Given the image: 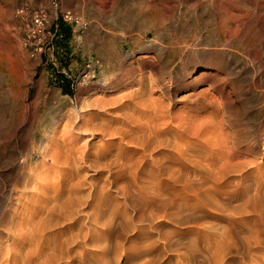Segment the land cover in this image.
I'll return each instance as SVG.
<instances>
[{"label": "rangeland", "instance_id": "1", "mask_svg": "<svg viewBox=\"0 0 264 264\" xmlns=\"http://www.w3.org/2000/svg\"><path fill=\"white\" fill-rule=\"evenodd\" d=\"M229 2L230 5H228ZM23 3L42 4L52 10L54 0H0V118H2L0 122L2 126L5 124L4 128L0 127L1 131L4 129V140L0 135V142L3 141L0 143V233L7 232V237H3L6 240L0 242L2 246L0 250L5 249L0 256L1 259L4 257L3 261L1 260L2 264L12 261L10 256H13L14 252L8 248L11 247L8 244L10 241L14 243L17 238L14 237V229L11 228L9 213L14 204L12 189L16 185L19 186L24 179L21 178L23 175L19 176L22 168L20 165L26 157L28 158L26 167L43 160L41 151L44 146L51 144L45 136L50 137L53 134L52 126L55 124H59V128H62L67 119L66 114L76 107L78 109L82 100L89 103L87 100L99 99L102 96L99 100L106 101L102 108L101 105L86 106L84 109L86 118L92 114H100V116L103 114L108 119L116 118L120 116L122 110L116 107H119L122 101L130 99L134 91L141 88L145 92L143 96L162 101L163 104L170 106L173 113L189 117L191 119L188 120H192L197 126H202L203 128H197H199L198 132L205 131L204 138L202 136L194 138L197 140V149H199L197 150L198 164L194 173L193 167L190 168L188 164L192 170V179L195 175L198 176H195L193 181L196 183L192 182L196 187L202 175H207L216 167L211 164L214 160L216 161L212 153L213 147L204 141L211 140L214 135L213 130H209L213 122L224 117L229 119L231 128L227 124L225 126L233 130L238 128L243 150L253 140L257 141L252 153L244 152L245 156H250L248 159V156L245 157L247 160L253 158L252 154L255 151L264 150V0H58L62 9H71L88 21V27L82 34L80 42L73 39L66 45L71 53L68 60L70 66L67 67L68 73L76 75L85 61L92 60L96 63L97 76L73 86L68 84L64 76L44 63L42 57H33L29 54L24 44L22 21L16 13L17 8ZM222 5L225 6L222 7ZM225 7L228 9L225 10ZM231 8L235 11L234 13ZM228 13L230 18L227 16ZM228 18L232 25L226 21ZM234 21H237V24ZM59 116L62 118L60 119ZM99 120L100 118H97L95 121L100 122ZM167 120L170 119L163 121L165 126L170 123ZM230 122H234L236 126ZM61 124H63L62 127ZM74 131L73 138L77 137L76 145L79 148L83 146L84 149H88L91 145L93 148L101 147L109 139L120 141L119 137L112 139L109 135L104 136L98 129L92 132L91 130ZM6 133H9L7 137L11 140L5 138ZM10 135L13 136L10 137ZM200 135H203V131ZM187 137L192 139L193 136ZM107 144L110 147V143ZM38 158L42 159L39 161ZM198 160L201 161V165ZM257 160L255 163L248 162L244 171L242 169V171L229 173V177L234 181L238 179V182L231 181L229 178L231 184L227 182L229 185L227 189L230 194H221L225 204L222 202L220 207L201 203V200L199 202V199L195 198L193 190L183 189L186 190L184 191L186 194L182 192L184 193L182 195H185L189 203L188 207L196 211L187 222L186 230L196 240L197 249L189 245V239L180 245L169 246L164 245V240L156 234L153 237L142 236L137 240V235L130 232L131 238L137 244H134L135 248L141 247L147 253L142 257L130 259L123 257L118 263L121 249H112L107 258L104 257L103 264H215L213 252H215L214 234L216 232L212 227L228 225L229 228L235 227L232 228L239 234L242 233L244 225L241 219L245 220L246 214L240 212L243 207L242 197L241 193H237L242 187L236 183L243 182L246 178L250 180L258 176L264 178L261 174L264 158L259 157ZM202 162H204L203 166ZM106 171H108L106 168L97 171L90 168L87 172L90 173H88L90 177L97 174L95 177L101 181L105 180L108 174ZM247 174L250 175L247 176ZM142 176H140L141 179L149 177L146 171L142 173ZM11 200L13 204L10 203ZM157 220L159 226L153 230L154 232L160 230L162 233H169L179 229L168 218ZM58 226L50 228L52 233L59 232L60 227L64 228V225ZM242 235H238L237 241ZM129 241L126 242L128 246L131 244V240ZM239 247L240 245H235L227 249L229 255L225 256L226 264L229 262L242 264V256L248 258L241 253L244 251ZM6 257L8 260L5 259ZM22 258V255L19 256L17 261H12L11 264L18 262L22 264L23 262H20V259L21 261L24 259ZM61 261L59 264H65L66 259Z\"/></svg>", "mask_w": 264, "mask_h": 264}, {"label": "bare ground", "instance_id": "2", "mask_svg": "<svg viewBox=\"0 0 264 264\" xmlns=\"http://www.w3.org/2000/svg\"><path fill=\"white\" fill-rule=\"evenodd\" d=\"M225 3L227 4V2ZM225 5H222V7ZM228 5H230V2ZM226 8L228 9V7H225V10ZM232 8L234 10V7ZM227 16L230 18L229 13ZM232 16L234 15L232 14ZM229 18L225 20L229 21ZM234 22L237 24V21ZM242 22L245 23L244 21ZM225 24L228 25V23ZM143 92L141 88L137 89L136 92L134 91L130 99L127 97L128 100L122 101L120 106L116 107L122 109L120 116L110 119L105 118L103 114L100 116V114L92 113L89 118L85 117L84 109L86 106L101 105L102 108V105L106 103L105 100H99L102 96L99 99L94 98L92 100V98L91 101L87 100L89 103L82 102V100L78 109L76 107L71 112H68L69 114H66L67 119L66 121L64 120L65 124L62 122L64 124L63 127V124H61L62 128H59V124L54 123L55 125L52 126L53 134L50 137L45 136V139L51 144H46L48 146H44L41 151L42 161H40L42 158H38L40 162L35 165L31 163L33 164L32 166L26 167L28 158L21 160L22 165L20 166L22 168L19 176L23 175L24 177L22 176L21 178L24 179H22L23 181L19 186L16 185L12 189L14 190L12 194L14 204L11 203V200L10 203L13 204V208H11L9 213L11 214L9 218L11 219V228L14 229V233H12L14 237H17H15L16 241L14 243H10V241L8 244L11 245L8 248L14 252V254L12 253L13 256H10L13 262L17 261L19 256L22 255L24 258H22V261L20 259V262H23L22 264H59L63 259H66L65 264H103L104 257L107 258L112 249L118 250L120 248L121 251L120 253L118 252L120 255L117 261L120 263L123 257L130 259L142 257L147 253L141 247L135 248L137 245L136 241L130 236L133 233L137 235V240L142 236L153 237L156 234L164 240V245L169 246L180 245L189 239V245L195 247L197 245L196 240L186 230V226L192 214L196 211H193L194 208L188 207L189 203L186 201L185 195H182L186 190L183 189L193 190L196 195L195 198H198L199 202L201 200V203L220 207L222 202L224 203L222 201L223 197L221 199V194H230L227 189V186L231 184L229 173L238 170L242 171V169L244 171V167L248 162L255 163L259 157L264 158L263 150L261 152L255 151L252 154L253 158L247 160L250 156H245L244 152L252 153L257 141L253 140L243 150L239 139L241 136L237 132L239 131L238 128L237 130L227 129L225 125L229 126L230 120L224 117L213 122L212 128H209L214 133L212 139H207L208 134L206 133L207 138L206 136L205 138L207 140H204L213 147L212 153L216 157V161L212 158L214 161L211 164L216 167L213 168V171L211 170L212 172H208L207 175H202L196 187L193 184L196 182L193 181L197 175H193L194 178L192 179V170L190 168L191 166L193 167V173L197 168V150L199 149H197V140L194 138L204 136L203 127L197 126L196 123L195 125L192 120H188L191 119L189 117L173 113L170 106L163 104L162 101L158 100V102L154 97L153 99L155 100H152V98L143 96L145 95V92L142 94ZM117 110L116 112H118ZM19 114L22 113L20 112ZM116 115L118 114L116 113ZM97 118H100L101 121H95ZM166 119H170L167 120L168 122L170 121L167 126L163 122ZM16 121L14 122L16 123ZM2 122L4 121L2 120ZM232 124L235 125L234 122ZM4 125L2 126L1 124L0 127L4 128ZM16 126L18 125L16 124ZM197 127H202L203 135H200L202 131L198 132L199 128ZM97 129L104 136L109 135L112 139L119 137L120 141H111L109 139L105 144H102L104 142L100 140L103 147L99 145L100 143L98 145L101 147H98L96 143V148L91 145L94 150L91 148L84 149L83 146L77 147V137L76 139L73 138L75 137L73 136V130H91L92 132ZM3 131L0 130V135L3 136L4 140ZM188 135L193 136L192 139H187ZM7 136H9V133H6L5 138H9ZM108 142L110 147L107 144ZM198 162L200 163L201 161L198 160ZM203 164L204 162H202V166ZM211 164L210 168L212 167ZM207 166L209 167V165ZM90 168L96 171L103 168L108 169L105 180L100 181L98 177H95L97 174L90 177V173L87 172ZM261 169V174L264 175V167L262 166ZM145 171L149 177L141 179L143 177L142 173ZM249 175L247 174V176ZM140 176L142 177L140 178ZM263 180L262 176H258L254 180L246 178L243 182L236 183V185L238 184V186L242 187L239 191V187L236 189L239 192L237 194L241 193L242 197V203L241 201L240 203L243 207L240 212L246 214L245 220L241 219L244 225L241 233L243 235L237 241L238 235L241 234L233 229L235 227L229 228L228 225L212 227L215 230L214 232H216L214 234L215 252L212 251L215 254V264H226L224 259L227 257V251L235 245H240L244 251L241 253L248 257L243 258L242 256V264L246 262H249V264H264ZM231 181L234 180L231 179ZM183 199L184 201H181ZM158 218L170 219L179 229L169 233H162L160 230L154 232L153 230L159 226ZM56 225H64V228L60 227L59 232L52 233L50 228L52 229ZM130 232L131 234H129ZM6 233L3 231L0 233V242L5 239L3 237L6 236ZM11 237L14 238L12 235ZM129 240H131V247L126 244V242H130ZM133 245L134 247H132ZM4 250H0V256ZM7 256H9L8 253ZM2 259L0 257V264H2ZM5 259L8 260V257ZM11 262L9 263L11 264ZM227 264L233 263L229 262Z\"/></svg>", "mask_w": 264, "mask_h": 264}, {"label": "built area", "instance_id": "3", "mask_svg": "<svg viewBox=\"0 0 264 264\" xmlns=\"http://www.w3.org/2000/svg\"><path fill=\"white\" fill-rule=\"evenodd\" d=\"M22 21L24 44L33 57H42L53 71L64 76L71 86L84 83L97 76L96 63L85 61L76 75L68 73V60L71 53L67 43L73 39L80 42L88 27V21L71 9H62L54 0L50 10L42 4L23 3L16 10Z\"/></svg>", "mask_w": 264, "mask_h": 264}]
</instances>
